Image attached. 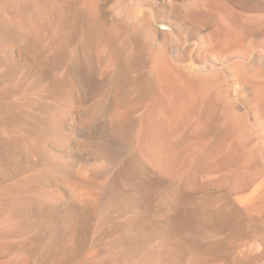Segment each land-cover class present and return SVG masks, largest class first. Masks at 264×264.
Listing matches in <instances>:
<instances>
[{"label": "bare ground", "instance_id": "1", "mask_svg": "<svg viewBox=\"0 0 264 264\" xmlns=\"http://www.w3.org/2000/svg\"><path fill=\"white\" fill-rule=\"evenodd\" d=\"M0 264H264V0H0Z\"/></svg>", "mask_w": 264, "mask_h": 264}, {"label": "rangeland", "instance_id": "2", "mask_svg": "<svg viewBox=\"0 0 264 264\" xmlns=\"http://www.w3.org/2000/svg\"><path fill=\"white\" fill-rule=\"evenodd\" d=\"M154 26V27H153ZM156 27V28H155ZM154 29V30H153ZM152 30L155 32V34L157 35V37H159L160 39L161 38H164L165 36H168L170 38V42L176 47H178L179 51H183V48L184 46H188L189 45V42H187L186 44H183V42L181 41L180 39V33L174 29H172L171 26H169L168 24H163V22L161 21H158V22H155L153 25H152ZM176 31V32H175ZM160 32V33H159ZM165 33V36H163ZM159 34V36H158ZM179 34V35H178ZM162 35V36H161ZM171 36V37H170ZM179 37V38H178ZM172 39V40H171ZM178 45V46H177ZM182 46V47H181ZM181 51V52H182ZM180 52V53H181Z\"/></svg>", "mask_w": 264, "mask_h": 264}]
</instances>
